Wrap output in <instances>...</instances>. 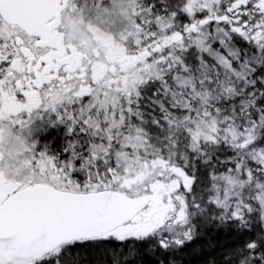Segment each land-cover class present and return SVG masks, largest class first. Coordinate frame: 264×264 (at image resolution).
<instances>
[{
    "label": "snow or ice",
    "instance_id": "6c2138e0",
    "mask_svg": "<svg viewBox=\"0 0 264 264\" xmlns=\"http://www.w3.org/2000/svg\"><path fill=\"white\" fill-rule=\"evenodd\" d=\"M0 264H264V0H0Z\"/></svg>",
    "mask_w": 264,
    "mask_h": 264
}]
</instances>
